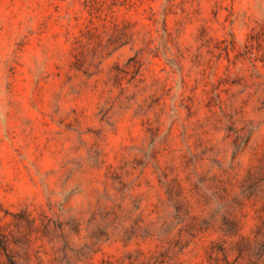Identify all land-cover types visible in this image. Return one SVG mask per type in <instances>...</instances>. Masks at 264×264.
<instances>
[{"label": "rangeland", "instance_id": "374dc122", "mask_svg": "<svg viewBox=\"0 0 264 264\" xmlns=\"http://www.w3.org/2000/svg\"><path fill=\"white\" fill-rule=\"evenodd\" d=\"M0 264H264V0H0Z\"/></svg>", "mask_w": 264, "mask_h": 264}]
</instances>
